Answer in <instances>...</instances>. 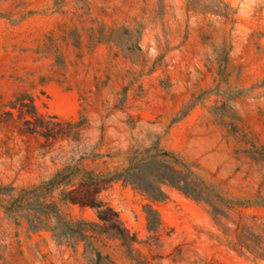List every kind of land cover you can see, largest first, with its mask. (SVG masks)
Wrapping results in <instances>:
<instances>
[{
	"label": "rangeland",
	"instance_id": "374dc122",
	"mask_svg": "<svg viewBox=\"0 0 264 264\" xmlns=\"http://www.w3.org/2000/svg\"><path fill=\"white\" fill-rule=\"evenodd\" d=\"M0 264H264V0H0Z\"/></svg>",
	"mask_w": 264,
	"mask_h": 264
},
{
	"label": "trees",
	"instance_id": "16d2710c",
	"mask_svg": "<svg viewBox=\"0 0 264 264\" xmlns=\"http://www.w3.org/2000/svg\"><path fill=\"white\" fill-rule=\"evenodd\" d=\"M42 129L40 128V130L39 131H41ZM38 130H34V132L35 133H40L39 131L37 132ZM129 177V176H128ZM126 179H129V178H126ZM120 180H122V176H121V174H119V173H116V174H113V175H111V176H109L108 177V182H111V181H120ZM128 181V180H127ZM92 225V227L93 228H95L96 227V225H93V224H91Z\"/></svg>",
	"mask_w": 264,
	"mask_h": 264
},
{
	"label": "crops",
	"instance_id": "0c3cea01",
	"mask_svg": "<svg viewBox=\"0 0 264 264\" xmlns=\"http://www.w3.org/2000/svg\"><path fill=\"white\" fill-rule=\"evenodd\" d=\"M46 241H47L46 242L47 245L54 249L55 243L53 242V240L51 241L50 237H47ZM74 255L76 256V259H77L78 255H79L78 251H76V253Z\"/></svg>",
	"mask_w": 264,
	"mask_h": 264
}]
</instances>
